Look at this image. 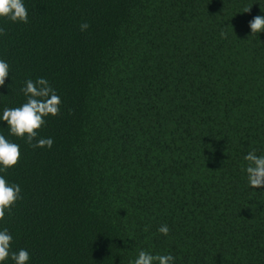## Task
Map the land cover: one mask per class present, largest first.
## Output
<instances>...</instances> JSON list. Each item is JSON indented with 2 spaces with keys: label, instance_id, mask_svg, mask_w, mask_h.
Instances as JSON below:
<instances>
[{
  "label": "trees",
  "instance_id": "obj_1",
  "mask_svg": "<svg viewBox=\"0 0 264 264\" xmlns=\"http://www.w3.org/2000/svg\"><path fill=\"white\" fill-rule=\"evenodd\" d=\"M23 3L28 23L0 17V117L27 102L28 79L62 103L39 131L50 149L0 120L21 153L0 172L21 188L0 221L10 251L27 264H134L142 250L264 264V189L244 159L264 156V31L249 27L264 0Z\"/></svg>",
  "mask_w": 264,
  "mask_h": 264
},
{
  "label": "clouds",
  "instance_id": "obj_2",
  "mask_svg": "<svg viewBox=\"0 0 264 264\" xmlns=\"http://www.w3.org/2000/svg\"><path fill=\"white\" fill-rule=\"evenodd\" d=\"M251 7H246L244 12H250ZM0 17L12 22L28 23V12L23 0H0ZM251 34L255 35L264 31V16L256 15L249 21ZM89 28L87 22L80 25L81 31ZM6 34V30L0 27V35ZM226 38L227 34L221 32ZM9 76V65L0 60V86H4ZM27 97V102L20 107L5 108L0 120L5 121L10 129V134L22 138L34 148H51L52 138H39V131L45 125V117L60 115L61 99L45 78H38L35 82L31 79L25 81V87L21 89ZM20 147L16 143L8 141L0 134V172L16 166L20 159ZM248 161L246 172L248 182L253 188L264 189V156H258L255 150L245 155ZM22 199L21 188L17 184H9L4 176L0 175V221L5 219L6 211L11 213L13 206ZM158 231L168 235L169 228L162 225ZM13 237L5 228L0 231V262L9 257L15 264H27L30 254L25 249L18 252L10 251ZM174 257L168 255H152L146 251H140L134 264H172Z\"/></svg>",
  "mask_w": 264,
  "mask_h": 264
}]
</instances>
